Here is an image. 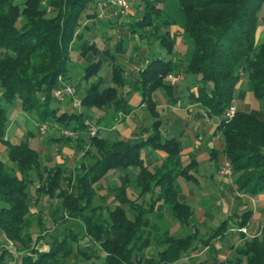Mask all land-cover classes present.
<instances>
[{"label": "trees", "instance_id": "obj_1", "mask_svg": "<svg viewBox=\"0 0 264 264\" xmlns=\"http://www.w3.org/2000/svg\"><path fill=\"white\" fill-rule=\"evenodd\" d=\"M47 1L52 7L49 12L41 0H25L23 7L14 0H0V139L7 145L9 157L21 174H11L8 166L0 160V230L14 239L21 246L20 250L35 251L36 257L27 253L22 255L21 264H67L72 253L70 245L77 239V234L69 227L62 238L52 240L48 250L40 251L34 248L36 243L32 232L28 230L23 233L24 236L20 234L22 229L30 228L28 222L33 214L32 201L42 193L63 199V205L70 216L84 223L86 233L105 252L103 257L99 256L105 264L130 263L132 254H140V251L141 256H137L139 264H170V260L187 255L199 247H209L214 238H219L225 232L228 223L237 227L246 226L251 211L233 221L223 219L207 238L198 239L202 244L200 246L193 242L196 232L175 236L152 221L153 217L162 214L164 208L181 224L190 220L193 208L185 201L178 200L175 179L178 176L192 178L189 171L194 163L181 164L178 139L160 140V120L151 93L160 87L172 90L173 86L164 80L169 72L181 68L184 72L192 73L193 79L185 88L189 91L194 87L195 90L188 93V99L198 103L210 117L217 119V129L225 138L223 148L220 151L213 150L211 158L214 161L216 155L221 153L231 163L234 176L232 181L240 195L257 196L264 192V106L261 119L238 109L230 120L224 117L228 106L233 104L244 73L248 74L253 95L264 103V30L257 36L259 18L264 23V14L260 16L264 0H177L185 15L182 28L191 37L192 51L187 67L182 68L171 59L166 60L159 55L149 58L133 81L140 92L141 101L155 118L149 133L144 140L136 142L119 138L111 140L100 134L91 138L92 149L86 152V157L92 161L87 166L83 164L82 172L77 176L79 182L73 191L63 188L60 169L56 172L53 169L47 170L48 175L44 179L39 170V153L27 142H12L6 138L9 108L5 105L19 104L25 112H36L40 123L50 119L59 126L72 128H86V120L90 116L88 111L92 108L102 109L114 101L115 109H122L125 113L129 109L125 108L123 98L118 97L116 86L102 87L104 79L97 76L104 65L102 60L94 61L85 68L86 80L96 76L82 97L86 110L78 112L74 109L70 112L63 104L62 108L52 107L54 101L58 102L53 91L59 85V76L67 74L69 70L73 50L78 44L76 40L85 37V31L82 30L86 26L85 19L95 16L94 12L88 10L97 8L100 2L107 0ZM142 1L144 6L141 20L131 22V33L145 27L147 19L153 15L163 14L165 25L174 23L158 6L166 0ZM139 36L159 40L166 53H172L173 39L169 30L165 29L157 35ZM85 41L82 43L85 51L99 50L96 43ZM118 47L112 49L114 54L119 50ZM112 52L110 49L104 50L109 56L110 79L123 87L128 81L121 65L114 61ZM30 65L31 71L28 68ZM37 69L44 72L36 74ZM146 145L166 153L159 165L149 168V163L145 162L142 153ZM130 166L139 167L131 184L138 190L139 197L149 194L147 206L143 208L142 204L128 198L126 188L130 179L124 175L119 178V186L111 187L116 193L114 201L117 205L109 210L108 218L100 214L98 218L101 220L84 216L88 215L85 211L88 208L95 209L93 185L110 170ZM33 173H36L40 183L35 196H31L27 190L28 183L35 181ZM159 201L161 203L157 204ZM123 204L134 212L131 218L127 217ZM155 210L158 211L157 215H147ZM145 227L150 229L147 231ZM151 229H155L154 235L163 230L161 236L152 238L155 246L158 241L164 246L158 248L155 254L150 252L147 255L144 253L150 246ZM138 239L141 243L135 248L133 240ZM7 252L0 255V264H6L4 257ZM235 252L237 264H264V228L259 238L243 242L236 247ZM81 253L89 258L86 250H81ZM243 257L246 258L244 262ZM225 261L230 263L232 259L227 258Z\"/></svg>", "mask_w": 264, "mask_h": 264}, {"label": "rangeland", "instance_id": "obj_2", "mask_svg": "<svg viewBox=\"0 0 264 264\" xmlns=\"http://www.w3.org/2000/svg\"><path fill=\"white\" fill-rule=\"evenodd\" d=\"M127 1L129 7L125 10V12H121L120 10L114 11V8L111 9V14L113 15V17H116L121 20H125V19L141 20L144 2L142 0H127ZM14 2L23 7L25 0H14ZM41 3L43 6H46L48 8V12L52 9V7L49 6L47 0H41ZM158 6L161 7L162 10L166 13V15H168L169 18L174 22L173 25L180 27V30H178L179 34L175 35L172 40L173 41L172 52L173 51L177 52V54L179 55V62H181L182 68H186L190 61L192 46L190 44V38H191L190 34L184 31V29L182 28L185 22V15L180 9L177 0H166L162 3H159ZM108 9H110L108 6L107 8L104 7V9H101L100 6L97 5L98 13H94L95 14L94 17H103L107 13ZM134 12L136 13L137 18L134 16L135 14ZM263 14H264V5L260 11V15ZM164 18L165 16L163 14L157 16L153 15V17L152 16L149 17V19H147L148 21L147 25L145 27L137 28L136 34L138 36L141 34L142 36H144V34L151 35L153 33L157 35L158 32L163 33L165 29L169 30L170 26L164 24L163 21ZM21 19L22 17L20 16V20ZM130 24H131L130 22L127 23L128 27L132 25ZM102 26L103 24H101L100 28H102ZM181 28L183 31L181 30ZM82 30L84 31L86 30L85 26L82 28ZM90 38L91 36L89 37L88 33H85L84 39L76 40L78 44L75 46L73 50L72 59L69 63V70L67 74L60 75V77L62 78V83L66 85H71V84L73 85L74 95L77 99L81 101L80 110L73 107V101L72 100L70 101L69 99L65 100L66 102L54 101L52 103V107L62 108L61 104H63L66 110L70 112L73 111L74 109H76V111L78 112H81L82 110H86V107H84L82 104V97L84 96L88 87L91 85V82L96 77L93 76L90 80H86L84 78L85 68L88 66V64L94 62V61L89 62L91 61V59L87 57L89 52L85 51V47L82 44L85 40L88 42ZM104 39L106 40L107 37H105ZM140 43L143 48H147L149 50L151 56L159 55L162 57L165 56L166 58L173 57V54L169 55L166 53L165 47L162 45V43L159 40L150 41L147 38H143ZM132 47L133 46L130 45V50L132 49ZM110 51L112 52L111 49ZM92 52L93 55H95L98 52V50L96 52L94 51ZM113 52L112 54H114ZM108 61H109V56L107 58V61L106 62L104 61V65L101 67L100 72L97 76H100L101 78L104 79L103 81L104 83L102 84L103 88L106 86H116L119 93V90H121L122 86L116 85L113 81H111L110 74L108 75V70L110 68ZM28 68L31 71V65ZM43 72L44 71H42L41 69H37L35 71L36 74H40ZM178 72H180L184 76L180 81H178L179 87L182 89L186 87V84L190 80H192L193 74L190 72H184L182 69L177 70L176 72L174 71L169 73H178ZM242 74L243 73L241 72V75ZM242 81L246 86L248 85V83H249L248 86H250L248 74L244 73L242 75ZM1 92L2 89L0 85V93ZM236 94L237 93L235 92L234 98L236 97ZM247 98H248V102H250V106L255 111L260 112L263 109L264 106L263 100L256 98L253 95L252 91L248 93ZM5 106L9 108L8 110L9 124L6 128V133H5L6 138L11 140L12 142L24 141L23 139L26 136L28 137L29 135H25V133L22 132L21 127H19L16 123H13L11 120L13 116H15V114L22 108L19 106V104L12 106L11 105H5ZM109 106L114 107V101L111 102V105ZM93 109L95 108H92L88 112L89 113L93 112L92 111ZM96 112L99 111L96 110ZM205 113L206 116H208L207 111H205ZM25 116L28 119L27 121L29 122V129L31 131L36 132L38 130L40 134L46 135L48 130L51 129L49 133L50 134L53 133V126L56 125V123H53L52 121H50V119L46 121L48 123V126L50 127L48 128L47 132L44 133L42 132L41 127L46 123L38 122L36 112L26 111ZM86 122L88 124L86 128H80L79 126L76 128L68 127L73 129V131L75 132L74 136L71 135L64 136L61 133L60 129L55 130L58 134L57 138H63V139H60L61 148L59 151L55 150L57 147H59V144H57L59 142L54 143L52 149L53 153H51V155H53V158L51 161L46 159L44 152H40L39 142H42L43 141L42 139H40L39 137L38 139L31 138L30 142L29 143L27 142L29 145H31L32 148H34L39 153V170L42 172L44 179L47 178L48 175L47 170L53 169L52 171L56 172L57 170L60 169L62 171V179H63V180L61 179L62 181L61 184L63 188H66L70 191L75 190L77 183L79 182L77 180V176L80 172H82L83 164L85 163L87 166L92 161V159L86 157V152L92 149L91 138L97 136L98 134L101 135V132L104 130L102 123H100L99 119L95 118L93 113L90 114ZM91 129H96V132L91 133ZM103 134H106V132H103ZM108 134L107 137L111 140L117 138V137L113 138ZM0 142L4 143L1 139ZM72 142L75 143V147L74 148L72 147L71 149V147L69 146L70 143ZM207 143H209V141H207ZM210 143L211 144L213 143V147L215 146L214 147L215 150L219 149V147L216 144V140L215 141L210 140ZM218 143H220L222 146H224L225 143V138L221 131H219ZM147 146L148 145H146L145 147L148 149V147L150 146L148 147ZM211 146L212 145H210L209 148L206 150L207 151L206 154L200 156L199 158V161L203 166H205V164L208 162V158L210 157ZM63 147H66L68 149L64 150ZM67 154H68V156H66L67 158L58 161V159L61 158L60 157L61 155H67ZM159 164H160L159 160H156L154 161L153 166ZM6 165L8 166V170L11 174L21 175L19 173L17 165L14 162L11 161L10 165L8 164ZM148 165L149 168L152 167L150 166L151 165L150 163ZM33 176L35 181L32 183H28L27 186V190L31 196H35L38 188V185L36 186V182H38L36 173H33ZM120 177L121 176L117 175V172L110 171L107 177L102 178L93 185L95 189V196L93 202L95 209L91 207L88 208L87 210H85L86 213H88V215H84V216H90V219L92 220H101L98 218V214L102 215L104 218L105 217L108 218L109 210L112 209L115 205H117L114 201L116 193L109 187L108 183L114 182L113 184H116L117 187L121 183L119 180ZM229 178L231 179L234 178L233 174ZM133 180L134 177L130 178L129 180L130 186ZM191 184H194V182L192 181ZM225 184H227V182ZM202 185L197 184L196 186L197 188H199L202 187ZM134 190L137 191L136 188H134ZM57 191L58 190H56V192ZM209 191H210V198L212 200L215 198L214 194L216 192V189L213 190L211 187H209ZM235 192L233 196V199L235 201H231L230 203L227 204V209L223 215L224 217L222 216L218 217L216 212L219 211L214 212L215 210H213L212 211L214 215L213 218L207 217L206 219L199 221L198 219L201 218L202 216L200 215L199 212L195 213L194 211L192 216L190 217V220L186 224L185 223L181 224L178 220L173 219L168 211L163 212V210L162 211L160 210L162 214L159 216H155V218L154 217L152 218L153 222L159 224L162 229H167L172 235L175 236H183L190 232H196L195 233L196 238L193 241L196 244L199 243V240L201 238H207L211 234V231L215 229L222 222L223 219L229 218L230 221H233L238 216L241 217L243 216L244 213L251 211V213H249L250 219L246 226L237 227L232 223H228L225 232L219 238H214L209 247H202V248L199 247L197 250L191 253H187V255L185 254L178 257L177 259H173V261L168 259L170 260L169 262L170 264H198L199 262L203 264H237L235 261L236 247L243 244V242L250 240L251 238H255V239L259 238L261 235V231L264 228V192L259 193L257 196L240 195V193H238L236 189ZM149 199H150L149 196L147 198H145L144 196L139 197L138 203L142 204V207L144 208L147 206V202ZM34 201L37 202V207H36L37 210L35 212L33 211V214L29 217L30 223L28 222V224L30 225V228L29 227L24 228L22 229V231H20V234L22 235L26 231L28 232V230L32 232L31 234L36 243V246L34 248H37L40 251H42L41 249H45L47 247L50 248L52 240L54 238H58V239L62 238L63 233L68 232V228L70 227L72 228V231L77 234V239L72 241V244L70 245L72 253L69 255L67 264H105L102 258L99 257L100 255H102L103 257L105 252H103V250L100 248V245L95 241H93V238L86 233L84 223L82 221L77 222L73 216H70L68 209H66L63 205L62 198L56 196L51 197V195L47 193H42ZM159 202L161 203V201ZM124 208L126 209L127 217L131 218L134 212L131 210V208L129 209L126 204H124ZM97 209L99 210L98 213L96 212ZM153 214L157 215L158 211L155 210L152 213H148L147 215L151 217ZM145 228L147 231L150 229V227H145ZM151 231L153 233L150 236L151 237L150 246L146 249L147 253L146 252L144 253L147 255L150 252H151L150 254H155L158 248H162V246H164V244H162L161 246L159 241L158 244L155 241V243L157 244L155 246L154 239L152 238L153 236H161L162 234L161 231L163 230L159 231L156 235H154L155 229H151ZM140 236L142 237L143 240V236H145V234L143 236L142 235ZM139 241L140 239L133 240V243L135 244V248L137 247V245L141 243ZM199 245L202 246L201 243H199ZM20 249L21 246L18 243H15L14 239L10 238L4 231L0 230V255L8 251L7 252L8 254H6L7 256L4 257L6 260V264H21V256L26 253L32 254V257H36L35 251L29 252V249L26 250L24 249L20 250ZM81 250H86L88 252L89 258H86L85 255L81 253ZM141 253H142L141 251L140 254L133 253L129 260L130 263L127 264H139L137 263V260L138 257L141 256ZM144 257H146V255H144ZM227 258L232 259V262L229 263L225 261ZM245 259L246 258L243 257L242 261L244 262ZM219 261H221V263Z\"/></svg>", "mask_w": 264, "mask_h": 264}, {"label": "crops", "instance_id": "obj_3", "mask_svg": "<svg viewBox=\"0 0 264 264\" xmlns=\"http://www.w3.org/2000/svg\"><path fill=\"white\" fill-rule=\"evenodd\" d=\"M88 11L98 13L97 8L94 7ZM134 16H137L136 13ZM132 21V19L121 20L113 17L111 9H108L107 13L103 17L85 19V33H88L89 37L91 36L90 42L96 43L99 47V50L95 55H93L92 51L88 53L87 57L91 59L89 62H93L98 59L106 62L108 55L104 54V50H112L114 47L119 46V50L114 54V61L121 65L128 81V83L124 85L118 93V97L123 98L124 100L125 108L129 109L127 113H125L122 109H115L113 106H107L102 109L95 108L99 112H96L95 109L92 110L93 112L91 113H93L95 118L99 119L100 123H102L104 130L101 132V135L107 137V134L109 133L108 135L113 138L117 137L129 142H136L146 138L150 130V124L155 120V118L149 113L146 104L141 101L140 92L133 83L134 78L137 77L139 72L143 69L151 57V54L147 48H143L141 46L140 42L143 38L138 36L136 33H131L127 23H131ZM101 24H103L102 28H100ZM178 30H180V27L173 24L170 25L169 33L172 39L175 35L179 34ZM263 30L264 23L262 18H259L257 36L260 35ZM105 37H107L106 40L104 39ZM150 41H152V39ZM130 45L133 46L131 50ZM172 54V58H166L165 56L164 58L166 60L171 59L173 62L177 63L178 66H181L177 52L173 51L169 55ZM109 70L108 75L110 74ZM164 80L169 83L165 77ZM248 85L246 86L241 79L236 90V97L233 99V104L236 105L238 110L254 114L261 119L263 117V112L255 111L250 106V102H248V93L251 92V85ZM172 86L173 88L171 91H168L163 87L156 89L151 93V99L156 106L158 118L160 120V140L164 141L169 138L178 139L180 142L179 158L181 164L186 165L189 162L194 163L190 167L189 171V173L192 174V178L187 179L184 176H178L175 179L178 200L185 201L189 204L193 208V212H199L202 216L198 219L199 221H202L207 217L213 218V210H215L214 212L219 211L216 212L218 217H224L223 215L227 209V204L231 201H235L233 196L236 192L232 179L229 177H223L220 174L219 170L224 156L221 153H218L214 161L211 158V152L215 150V146L213 147V143L211 144L210 140H216V144L220 150L223 147L220 143H218L219 131L217 129V119L210 117L209 115L206 116V110L203 107L188 99L187 95L191 90H195L194 87L188 91L186 88L181 89L178 83ZM1 95L2 92L0 93V97ZM11 120L13 123H16L19 127H21V130L25 133V135H29L23 139L25 142L29 143L31 138L38 139V137L43 140L42 142H39L40 152L45 153L47 160L51 161L53 158L51 153H53L52 149L55 142H59L57 143L59 144V147L55 150H60L61 140L60 138H57V132L53 129V133L50 134V129L46 135H42L38 130L36 132L31 131L29 129V122L27 121L28 119L22 109H20ZM103 132H106V134H103ZM207 141H209V143H207ZM210 145H212L210 147V157L208 158V162L205 166H203L200 163L199 158L200 156L206 154V150ZM69 147H71V149L72 147L74 148L75 143H70ZM63 149L67 150L68 148L63 147ZM165 155L166 153L162 150L153 149L151 147H148V149L146 147L143 148L142 156L145 161H148L146 163L151 164L150 166H153L154 161L156 160H159L160 163ZM214 155L215 154L213 153L212 156ZM66 156H68V154L61 155V158H59L58 161L67 158ZM0 160L5 164H11L8 147L6 144L1 142ZM110 171L117 172V175L119 176L127 175L130 179L133 177L135 178L139 172V167L130 166L126 169L117 168ZM107 175L105 177H107ZM192 181L194 184H191ZM226 182L227 184H225ZM113 183H108L110 188L116 185ZM39 184V181L36 182V186H39ZM197 184H203L205 186L202 185V187L197 188ZM209 187L213 190L216 189L215 194L213 193L215 198L212 200L210 198ZM134 188L135 186L133 184H131V186L129 185L126 188V193L128 198L138 202L139 192L138 190H134ZM148 196L149 194H146L144 197L147 198ZM122 206L124 208V204ZM36 207L37 202L32 201V211L35 212L37 210ZM166 211H168V209L164 208L163 212ZM48 249L49 247L41 250Z\"/></svg>", "mask_w": 264, "mask_h": 264}, {"label": "built area", "instance_id": "obj_4", "mask_svg": "<svg viewBox=\"0 0 264 264\" xmlns=\"http://www.w3.org/2000/svg\"><path fill=\"white\" fill-rule=\"evenodd\" d=\"M98 5L100 6L101 9H104V7L107 8V6H108L110 9L114 8V11L120 10L121 12H125V10L129 7L127 0H107V1L100 2ZM165 78L171 85H176L178 83V81H180L183 78V75L180 72H178V73H167ZM53 96L58 101H65L67 99H69L70 101L72 100L73 101V107L80 110L81 101L75 97L73 85L72 84L66 85V84L62 83V78L60 76H59V85H58V87H56L54 89ZM236 110H237V108L234 104L229 105L225 111L224 117L227 120H230L234 116ZM45 123L46 124L42 125V127H41V130L44 133L47 132L48 128L50 127V126H48L47 122H45ZM53 129L54 130L60 129L61 133L64 136H70V135L74 136V134H75V132L73 131L72 128L59 126L57 124L53 126ZM95 132H96V129H91V133H95ZM219 171L223 177H231V175L233 174V169H232L231 163L226 159L223 160V163H222Z\"/></svg>", "mask_w": 264, "mask_h": 264}]
</instances>
